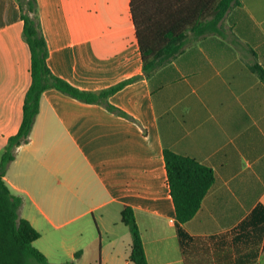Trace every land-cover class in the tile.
I'll return each instance as SVG.
<instances>
[{"label":"crops","instance_id":"obj_1","mask_svg":"<svg viewBox=\"0 0 264 264\" xmlns=\"http://www.w3.org/2000/svg\"><path fill=\"white\" fill-rule=\"evenodd\" d=\"M130 1L36 0L55 76L88 92L135 78L107 99L129 118L44 91L29 142L7 166L19 215L40 234L33 246L53 264H132L123 207L133 210L147 264H184L165 149L213 172L184 225L190 235L230 232L264 206V81L251 70L264 68V0H239L219 33L190 36L148 77ZM22 30L15 0H0V152L19 129L31 81Z\"/></svg>","mask_w":264,"mask_h":264},{"label":"trees","instance_id":"obj_2","mask_svg":"<svg viewBox=\"0 0 264 264\" xmlns=\"http://www.w3.org/2000/svg\"><path fill=\"white\" fill-rule=\"evenodd\" d=\"M15 2L23 23L22 37L30 52L31 81L23 97L19 129L8 138L0 152V264H31L32 261L53 264L33 246L40 234L19 215L23 200L13 195L4 182L7 166L14 159L16 149L29 142L44 91L55 89L129 118L110 105L107 99L135 78L97 92H88L55 76L47 66L48 50L39 26L36 0ZM239 4V0H131V20L144 75L148 77L175 59L190 36L197 38L219 33L226 13ZM251 70L264 81V68L254 62ZM163 159L184 264H253L258 257L264 256V206L261 205H257L230 232L207 237L190 235L184 225L197 213L203 197L213 185V172L193 159L166 149ZM120 219L131 238L129 262L147 264L133 210L123 207ZM232 255H235L234 263L231 262ZM77 256L78 253L74 257ZM60 264H73V261Z\"/></svg>","mask_w":264,"mask_h":264},{"label":"rangeland","instance_id":"obj_3","mask_svg":"<svg viewBox=\"0 0 264 264\" xmlns=\"http://www.w3.org/2000/svg\"><path fill=\"white\" fill-rule=\"evenodd\" d=\"M31 264H37L36 262H34V261H32V263Z\"/></svg>","mask_w":264,"mask_h":264}]
</instances>
